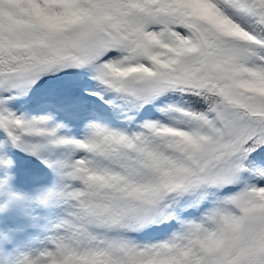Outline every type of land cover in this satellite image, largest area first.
Wrapping results in <instances>:
<instances>
[{
    "label": "snow or ice",
    "instance_id": "6c2138e0",
    "mask_svg": "<svg viewBox=\"0 0 264 264\" xmlns=\"http://www.w3.org/2000/svg\"><path fill=\"white\" fill-rule=\"evenodd\" d=\"M0 264H264V0H0Z\"/></svg>",
    "mask_w": 264,
    "mask_h": 264
}]
</instances>
